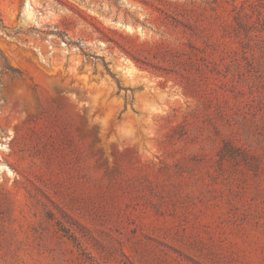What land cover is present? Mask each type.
Instances as JSON below:
<instances>
[{"label": "rangeland", "instance_id": "374dc122", "mask_svg": "<svg viewBox=\"0 0 264 264\" xmlns=\"http://www.w3.org/2000/svg\"><path fill=\"white\" fill-rule=\"evenodd\" d=\"M0 264H264V0H0Z\"/></svg>", "mask_w": 264, "mask_h": 264}, {"label": "trees", "instance_id": "16d2710c", "mask_svg": "<svg viewBox=\"0 0 264 264\" xmlns=\"http://www.w3.org/2000/svg\"><path fill=\"white\" fill-rule=\"evenodd\" d=\"M126 55L129 56L136 64H141V65L145 64L143 63V61H140V59L134 57V55H132L128 51H126Z\"/></svg>", "mask_w": 264, "mask_h": 264}]
</instances>
